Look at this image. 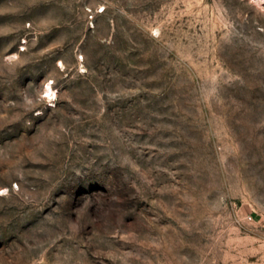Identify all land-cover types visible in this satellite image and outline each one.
Here are the masks:
<instances>
[{
  "label": "rangeland",
  "instance_id": "1",
  "mask_svg": "<svg viewBox=\"0 0 264 264\" xmlns=\"http://www.w3.org/2000/svg\"><path fill=\"white\" fill-rule=\"evenodd\" d=\"M0 264H264V0H0Z\"/></svg>",
  "mask_w": 264,
  "mask_h": 264
},
{
  "label": "bare ground",
  "instance_id": "2",
  "mask_svg": "<svg viewBox=\"0 0 264 264\" xmlns=\"http://www.w3.org/2000/svg\"><path fill=\"white\" fill-rule=\"evenodd\" d=\"M256 1H260L261 2V0H256ZM46 92L48 94H50V95H52V93H53L52 89L49 86L47 87Z\"/></svg>",
  "mask_w": 264,
  "mask_h": 264
}]
</instances>
